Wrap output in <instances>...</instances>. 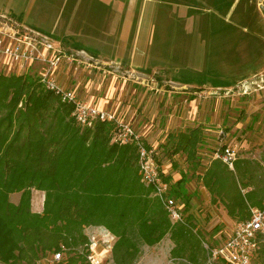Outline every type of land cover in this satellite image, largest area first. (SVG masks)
Listing matches in <instances>:
<instances>
[{
	"label": "trees",
	"instance_id": "obj_1",
	"mask_svg": "<svg viewBox=\"0 0 264 264\" xmlns=\"http://www.w3.org/2000/svg\"><path fill=\"white\" fill-rule=\"evenodd\" d=\"M231 2L225 5L230 8ZM72 112L37 72L0 73V262L40 264L62 252L56 264H89L85 229L105 226L117 237L114 264H136L141 244L154 245L167 233L177 243L176 258L205 264L192 217L172 223L160 198L150 197L153 188L141 180L137 146L113 142V124L84 127ZM202 131L196 127L172 136L166 155L184 153L195 164ZM163 177L168 197L182 196L188 211L191 196ZM198 178L212 203H222L236 223L250 217L251 207L263 205L264 185L248 165L231 170L213 159ZM34 190L46 194L42 213L32 209ZM13 194L20 195L18 202ZM255 259L264 264V238Z\"/></svg>",
	"mask_w": 264,
	"mask_h": 264
},
{
	"label": "crops",
	"instance_id": "obj_2",
	"mask_svg": "<svg viewBox=\"0 0 264 264\" xmlns=\"http://www.w3.org/2000/svg\"><path fill=\"white\" fill-rule=\"evenodd\" d=\"M17 1H0V12L5 10L13 19L21 20L18 23L24 29L43 32L60 44L66 54L78 58L74 63H62L56 74L58 82L75 92L80 99L112 111L118 118L130 122L149 145L156 146L160 167L170 178V184L191 196L187 216L192 217L197 225L194 231L202 229L197 221L199 205L196 198L201 196L206 201H212V198L203 185L198 188L193 186L194 169L203 168L209 154H215L214 159H223L218 157L222 152L214 153L205 144L210 135L208 131L215 130L205 127V132L200 125L203 122L200 120L196 91L188 89L209 87L231 91L240 85L246 88L258 75V70L264 72V66L253 71L252 59L240 69L236 66L240 47L237 42L242 40L249 42L250 52L253 41L260 42L262 53L259 57L264 58L263 22L254 21L246 15L231 17V10L222 16L214 5L219 0H212L213 4L204 8L188 0ZM229 1L221 0V4ZM194 41L201 42L200 49L207 58V64L192 68L189 66V53ZM233 41L236 46L226 47L224 44ZM226 61L231 65L229 71L223 70ZM160 72L170 74L168 82L162 83L168 78L158 80L156 74ZM259 88L264 90V85H259ZM234 103V110L237 111V102ZM262 103L264 107V101ZM215 112L218 122L220 109ZM240 112L242 114L243 110ZM231 115L230 112L225 115L223 124L229 122L227 119ZM262 116L264 108L247 119V123H252L249 126L251 130ZM196 127L203 130V141L195 164L188 161L184 153L166 155L165 147L172 136ZM261 159L260 163L264 164V155ZM250 163L255 161L239 158L234 160L233 166L227 165L235 170V165L243 168ZM150 197L157 200L153 192ZM169 198L179 208L183 206L185 211L182 196ZM43 211L44 206L41 211L34 210L37 213ZM96 230L114 235L105 226L85 229L86 233Z\"/></svg>",
	"mask_w": 264,
	"mask_h": 264
},
{
	"label": "rangeland",
	"instance_id": "obj_3",
	"mask_svg": "<svg viewBox=\"0 0 264 264\" xmlns=\"http://www.w3.org/2000/svg\"><path fill=\"white\" fill-rule=\"evenodd\" d=\"M0 1L5 2L6 0H0ZM27 1L29 3V0ZM188 1L189 3H194L196 6L199 5L202 8L208 7V5L213 4L212 0H188ZM230 1H232L231 2L232 5L230 6V8L223 3L221 4V0H219L214 4L215 9H217L222 16L224 15L226 16L230 10L232 11L231 17L239 18L241 16L243 17L244 15H246L247 17L251 16L254 21L256 20L262 21L264 28V0H230ZM17 2H20V0H18ZM6 10L10 11L9 8H7ZM1 11H2L1 13H4L7 16L10 14L7 13L5 10L4 11L1 10ZM15 19L14 20L16 22L21 21L17 18ZM199 19L200 18H198V20ZM237 20L241 21L240 19ZM237 43L240 44L239 45L240 47L237 51L239 54L237 57L239 59V62L236 64V66L238 69H240V67H242L244 63L246 64L250 59H252L254 63V66L252 67L253 71H255L256 68L261 69L264 66V58L262 59L261 57H259V55H261L262 53L260 42L253 41V48L251 52L248 50L249 49L248 41L242 40L241 42H237ZM192 44L193 46H191L189 53V62H190L189 66L194 68L202 64L203 65L207 64V58L203 56L202 49H200L201 42L194 41L192 42ZM224 44L226 45V47L229 45L233 47L234 41L225 42ZM234 46H236V44H234ZM208 63L209 65H211L209 61ZM223 67H225L223 70L226 71H229L231 69V65L227 61L224 63ZM3 68H7V67L3 66ZM40 69H41L40 66H34L27 73L37 72L38 74H40ZM7 73L11 74L16 72L10 70ZM156 75H158V80L159 78L160 80L161 79L163 80L164 78H168V80L164 79L165 81L161 80L162 83L169 81L170 74L168 73L160 72L157 73ZM259 85L262 86L264 85V72L262 70H258V75L253 77L252 82L251 83L249 82L246 88H243L242 85H240L239 87H236L231 91L224 89L213 90L210 89L209 87L203 89L197 87L195 89L192 88L188 90L192 92L196 91L195 95L197 96V103L200 105V109H199L200 120H202L203 122V124L200 125L204 128V130L205 127H212V129L215 130V131L212 130L208 131L210 135L207 140L205 139L206 141L205 144H207L210 147V149L214 151V153L216 151L223 152L225 149L230 148L235 153V160L239 158H248L254 160L255 163H250L249 166L253 171V173H256L261 184L264 185V164L260 163L262 161L261 156L264 155L263 153L264 152V116L260 117L258 123L256 122L253 125L254 126L253 130L249 128V126H251L252 123H247L248 118L257 115L258 110L260 108H264L262 107L263 104L262 101H264V90H261L259 88ZM168 87L171 88L169 85ZM245 91L250 93H245ZM234 102H237L236 104L237 111L234 110V105H235ZM218 103H219V107H218ZM217 109L218 110L220 109V114H221L218 122H217L216 112L214 113V110L216 111ZM240 110H243L242 114ZM228 112H230L232 115L230 116V118L227 119L229 122L227 124H223V120L226 117L225 115H227ZM250 112H252V115L250 114ZM205 132H207V130H205ZM202 151L206 152L205 150ZM203 157H201V159ZM214 157L215 154H213V156L212 155L210 156V154L207 155L206 160L205 162H203L202 167L204 168L209 166L212 160L214 159ZM157 158H159V155ZM257 162H259V164ZM203 168H201L200 170L194 169L193 186L196 188L201 187V185H203L202 180L198 178L199 174L202 173ZM191 174L192 173H190V175ZM19 198H20L19 194L12 195V200L14 202H18ZM196 202L197 205H199L196 210L197 215L199 216L198 217L199 219L197 221L201 225L200 228H202V229H198L196 234H198L200 238L199 241H200L201 253L207 256L206 258L207 261L205 263L207 264L208 251L204 243L213 246L223 242L224 239L228 235H230L231 232L233 231V228L237 220L229 216L227 209L222 203L219 202L212 203L210 199H208L207 201L201 199V196L196 198ZM44 203H45V192L39 190L33 191V195H32L33 211L34 210L41 211L43 209ZM178 209L185 220L188 217L187 211H184L183 206L180 208L178 207ZM171 221L172 223H176L174 220H172V218ZM191 224H193V227L197 226L194 223V220L192 221ZM105 232L106 231L102 232L101 230L98 231L96 230V231L88 232L87 234L89 236H97L99 238L100 241L99 244L101 245V248L106 251L107 249L106 245L108 243L107 242L103 243V239L109 240V242H113V239L108 236L106 237L104 234ZM215 240H218L219 243L218 241ZM146 245L148 244L145 243L141 244L142 253L136 264H191L186 260H183L181 258H176V256L172 254V250L173 248H175V246H177V243L175 242V240L171 239L170 233H167L165 236H163V238L158 243L151 246H146ZM110 256H112V252ZM51 258H52V254L49 257V260H51ZM255 262L256 259L254 260L253 264H256ZM0 264L3 263L0 262ZM40 264H49V263L47 262V260L44 259V260H40ZM51 264H56V263H51Z\"/></svg>",
	"mask_w": 264,
	"mask_h": 264
},
{
	"label": "built area",
	"instance_id": "obj_4",
	"mask_svg": "<svg viewBox=\"0 0 264 264\" xmlns=\"http://www.w3.org/2000/svg\"><path fill=\"white\" fill-rule=\"evenodd\" d=\"M64 61L74 63L78 58L66 54L60 44L43 32L24 29L11 16L0 12V73L13 70L17 74H23L34 66H41L42 83L58 95L62 102L73 106L72 115L78 124L84 127H93L96 122L113 124V142L137 146L142 182L153 188L154 195L160 198L173 220L183 221L178 205L167 195L169 183L164 180V173L158 163L157 148L143 140L130 122L118 118L112 111L100 109L80 99L75 92L63 87L56 74ZM218 157L233 166L235 153L230 148L225 149ZM250 212V217L237 222L223 242L213 246L204 243L208 251L207 264H214L217 260H222L225 264H253L264 238V202L262 207H251ZM104 234L113 239V242L103 239V243H108L106 251L101 248L97 236H89V264H114L110 254L115 237L108 231ZM62 258L63 253L56 252L47 261L51 264Z\"/></svg>",
	"mask_w": 264,
	"mask_h": 264
}]
</instances>
